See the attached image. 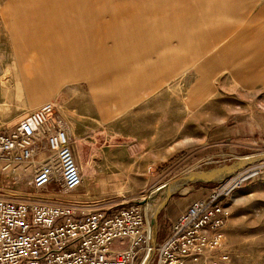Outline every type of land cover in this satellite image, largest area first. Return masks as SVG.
I'll return each instance as SVG.
<instances>
[{"label":"rangeland","instance_id":"rangeland-1","mask_svg":"<svg viewBox=\"0 0 264 264\" xmlns=\"http://www.w3.org/2000/svg\"><path fill=\"white\" fill-rule=\"evenodd\" d=\"M219 1L0 0V133L15 128L29 110L56 99L57 112L65 119L71 147L83 174V184L77 192L81 199L92 207L106 203L143 201L148 205L149 214L156 217L158 242L169 234L181 210L190 201L206 195L208 189L217 182L197 181L185 185L158 210L166 194V184L173 183L189 172L208 171L246 156L260 155L253 160L255 162L245 165V168H254L226 198L230 215L225 225L226 239L222 251L228 255V259L221 264H264V158H261L264 157V88L248 89L232 77L235 76L233 72L238 74L243 71L249 73L257 70L258 74H264V0H252L253 3L258 1V5L254 6V10L250 7L246 10L244 22L234 33L235 42L221 45V49L226 52L220 53L214 67L212 53H205L196 66L192 65L193 68L178 75L164 88L169 90L174 106L180 108L181 103L184 105L181 113L187 114L189 120L181 122L178 135L160 147L163 154L153 153L151 145L142 146L148 145L142 142L149 137L147 126L141 135V145L138 146L136 138L117 135L114 130L116 119L106 121L90 113V97L101 98L105 102L109 99L108 89L113 86L112 93L117 90L115 77L125 82L124 74L115 72L120 67L125 68L124 59L121 55L116 57V53H186L195 50L197 42L210 38L212 20L215 19L219 24L232 21L226 16L231 11L221 9ZM21 16L30 19L18 23ZM206 21L208 28L203 25ZM59 25L67 35V31L70 34L77 33V45L84 44V48L88 47L90 51L78 53L80 56L77 53H52V41ZM13 26L18 31L17 37H23L22 29L35 31L36 41L29 43H42L47 50L45 55L35 51L37 46L28 53L20 51V60L23 61L19 66L25 68L20 74L22 78L29 79L28 85L22 86L21 96L14 92L18 70L15 62L18 57L14 51L15 40L11 36ZM38 34L43 36L42 40ZM80 34L86 38H81ZM230 43L235 44V47H228ZM25 44L21 41L18 47H24ZM100 53L108 54L116 61L113 68L111 64L107 66V71H110L103 77L90 73L72 80L64 73L65 77L57 89L42 92L35 103L28 100L26 92H29V88L46 87L50 84L49 79L56 76L53 72L57 74V68L62 69L65 65L67 68L64 63L73 65L72 61L83 60L85 55L86 67L96 70L98 65L93 63L91 57ZM35 58L40 60L38 66L30 63ZM129 60L131 57L125 58V62ZM139 61L141 65L145 63L142 57ZM259 61L260 68L257 64ZM8 68H11V75L4 86L2 77ZM217 68L228 72L221 71L216 76L217 90L212 95L214 71ZM194 69L201 74L197 79ZM251 75L256 76L255 73ZM91 77L94 81H91ZM197 82L205 90H210V95L204 97L202 121H193L195 109L187 101L189 88ZM186 95L188 99H185ZM213 103L219 107L216 116L212 114V110L217 109V106L213 108ZM143 104L140 103L138 107ZM113 109L116 117L115 114L120 111L116 107ZM100 110L103 113L104 105L100 106ZM75 121L79 125L77 130H70ZM252 121L257 127L251 129ZM226 125L233 129L223 139L227 141L201 147L203 142L208 141L205 136L211 129ZM70 131L80 137L78 144L71 139ZM220 149L222 152H219ZM167 150L170 152L166 154ZM123 151L131 152L121 153ZM31 176L32 171L25 172L21 166L16 167V171L0 169V193L20 196L28 189ZM53 188L57 190V186ZM68 198L73 199L72 196Z\"/></svg>","mask_w":264,"mask_h":264},{"label":"built area","instance_id":"built-area-1","mask_svg":"<svg viewBox=\"0 0 264 264\" xmlns=\"http://www.w3.org/2000/svg\"><path fill=\"white\" fill-rule=\"evenodd\" d=\"M57 107L56 99L49 100L0 133V169L32 171L20 196L0 193V264H221L228 259L222 251L230 215L226 198L254 167L208 181L217 184L191 201L158 242L156 217L143 201L92 207L81 199L83 174Z\"/></svg>","mask_w":264,"mask_h":264},{"label":"crops","instance_id":"crops-1","mask_svg":"<svg viewBox=\"0 0 264 264\" xmlns=\"http://www.w3.org/2000/svg\"><path fill=\"white\" fill-rule=\"evenodd\" d=\"M219 2L220 4H222L221 9H228L229 11H231L230 15H226V16H229V19H231L232 21L230 23L228 21V22L219 24L215 21V19L212 20L213 24L211 23V25L213 26L211 28L212 31H211L210 38L203 39L202 42H197L196 49L193 51L186 52V53H167V52L166 53H120V54L116 53L115 54L116 57H120L121 55V57L124 59L125 68H123L124 66L122 68L120 67V69L115 70V72L116 73L120 72V74L122 75L124 74L123 80L125 82H122L119 79H117V77H115L114 83H116L117 90L115 93H112L111 88H113V86H111L108 89V95H107V98L109 99L105 102L101 98L100 100L97 98L92 99L90 97L89 100H91V104H92V107H90V113L93 115H97L98 117L103 118L106 121L116 119L114 130L116 131L117 135L122 136V137L136 138L138 146L141 145V135L143 131L145 130V126H147V128L150 130L149 137L145 141H142V142H145L148 145H142V146L151 145L153 147V150H152L153 153L161 152L160 147L166 144V141L167 140L169 141L173 136L174 137L175 135L177 136L178 135L177 132L181 131V128L179 127L181 126L180 123L183 121L185 123L189 120V118L187 117V114L181 113L182 112L181 110L183 108L182 106L184 105L181 103V106H179L180 108H177L176 105L174 106L173 105L174 103L170 97L169 90H165L164 88L167 85H169L171 81L176 79L178 75L182 74L189 68H193L192 65L196 66L199 59L203 57L205 53H212L211 54L213 57L212 65L214 67L215 62L217 61L216 59H219L220 57V53L226 52L223 49H221V45L225 42H235L234 33L236 32V28L240 27L241 24L244 22L246 10L249 7L251 10H254V6L258 5V1L253 3L252 0H220ZM17 4L20 5L19 3ZM21 6H24V5H21ZM21 8H24V7H21ZM236 10H237V13H236ZM26 14L29 15V13H26ZM23 19L24 21H29L30 18H23L21 16V18L18 19V23H20L19 21H23ZM203 25L208 28L209 27L208 21H206V23H204ZM21 31H22L23 37H17L18 31L16 30L15 26L11 28V36L15 40V43H14L15 53H20V51L22 50L28 53V51L34 50V47L36 46H37L36 47L37 49H35V51L39 53H45L47 51L45 50L46 48H44V44L42 43L41 44H38L37 42H35V44L29 43L32 41H36L37 35L35 31L32 32V31H29V29H26V30L22 29ZM56 31H57L56 32L57 34L54 35V39L52 41L53 43L52 50H54L52 51V53H80V52L81 53L83 52L84 54L88 53L89 49L88 47L87 49L84 48L85 47L84 44H83L84 46L82 44L77 45L76 40H74V38H76L75 34H70L67 31L68 36L67 38H65V35L67 34L65 33L64 28L62 29L60 25L58 26ZM40 34H38V36ZM69 36H72V38ZM40 37L42 40L43 36L40 35ZM82 37L83 36H81V38ZM69 38H70L69 42H66L68 41L67 39ZM21 41H23L24 43L26 42V44L24 45L25 48L23 46L21 48L18 47ZM65 43H67V45ZM233 46L235 47V44L233 43H230V45H228V47H233ZM79 47L82 48L81 51ZM26 53H25V56H27ZM84 57H83V60L81 59L76 62L72 61V63L74 64L67 66L66 68L68 69L67 72H66L65 67L64 69L62 68L63 69L62 72H60L61 69L59 68V72L57 70L58 78L60 77L61 73L62 75H64V73L69 74L68 73L69 71L71 73L69 74V76L71 78L73 77L72 80H74L75 78L80 79L82 75L86 77V75L88 74L90 75V73L94 74L95 76L98 75L100 77L101 76L103 77L105 74H107L110 71V70L107 71L108 70L107 66L111 64L113 68V65H114L113 63L116 62V61H113L112 56H109L108 54L104 55L100 53L98 55H95V57H91L92 59H94L93 63L96 62L99 68V69L97 68L96 70H92L86 67V64L84 63ZM126 57L128 58L131 57V60H129V62L128 61L125 62ZM140 57L145 59V63H143L142 65L140 64V61H139ZM89 62H91L90 59H89ZM257 64H259L258 68H260V61L257 62ZM127 66L128 68H126ZM127 69H130V70L128 71ZM246 69L247 68H244V70ZM194 71L196 73L195 78L197 79V77H199L201 74L198 73V71H196L195 69ZM221 71L228 72V70H224L222 68L221 69L217 68L214 71L215 74L213 77V87H212V93H211L212 95L216 94L215 91L217 90V88L215 85V80H216V76L219 73H221ZM247 72L248 71L239 72L240 74L233 72L235 76H232L231 74L230 75L235 80H237L239 83H241L242 86L248 89H251L254 87L264 88V81H263L264 74L263 73L258 74L257 70L249 72V73ZM254 73L256 74V76L251 75ZM126 75H129V76H126ZM57 76L55 78L53 76V78L50 81V84H48L46 87H40L38 89V87L36 86V89L34 90H31L29 88V92H26L28 100L35 103V101L40 98L39 96L40 94H42V92L45 93L46 91H49L53 88L57 89L59 84L63 81V78L65 77V76H62L60 77L61 79L60 78L57 79ZM90 79L91 81H94L93 77H91ZM161 89H164V90L159 91ZM189 89H190L189 90L190 100L188 99V95H186L185 99H188L187 101L189 105L195 109V112H193V121L194 120L202 121L203 120L204 97L210 95V93H208L210 90H205V87H203L198 82ZM103 97L106 98L105 95H103ZM110 98H114V99H110ZM140 103H144V104L138 107ZM103 105H104V111L102 113L100 110V106H103ZM212 106L213 108L217 106V109L215 108L212 110L213 116L214 115L216 116V114L219 111L218 109L219 107L218 105H214V103ZM113 107H116L120 111V113L115 114L116 117L113 115L114 114ZM183 111L186 112V110H183ZM147 118H150V121H147ZM76 123L77 121L74 122L70 130H72V128L77 130L79 125ZM253 126L255 127L256 125L252 121L251 129L254 128ZM176 128H178V130ZM173 131H175L176 133H173ZM232 131L233 129H231L229 125H226L224 127L219 126V127H215L211 129V131H209L207 135L205 136V138H207L208 141H205V143L203 142L201 147L203 148V147L213 146L216 143L227 141L223 139L226 136H229L227 134H230ZM70 134H71L70 135L71 139H73L78 144V142L80 141V137H78L76 133L74 134L72 131H70ZM234 150H235V147H234ZM85 152L87 151L85 150ZM130 152L123 151L121 153H130ZM169 152L170 150L165 151L166 154ZM219 152H222V149H220ZM161 153L163 154V152ZM179 215L180 214H178L177 218L179 217Z\"/></svg>","mask_w":264,"mask_h":264},{"label":"bare ground","instance_id":"bare-ground-1","mask_svg":"<svg viewBox=\"0 0 264 264\" xmlns=\"http://www.w3.org/2000/svg\"><path fill=\"white\" fill-rule=\"evenodd\" d=\"M51 18V17H50ZM53 22V21H52ZM62 27V26H61ZM77 30V29H76ZM83 31V30H82ZM85 31V30H84ZM83 31V32H84ZM80 32V31H79ZM48 33V32H47ZM63 33V32H62ZM70 33V32H69ZM86 33V32H85ZM84 34V33H83ZM82 34V36L84 37L85 35H83ZM76 35H77V33H76ZM79 35V34H78ZM81 35V34H80ZM87 36H88V34H86ZM68 36V35H67ZM69 37H72V36H69ZM76 37V36H75ZM89 37V36H88ZM65 38H67V37H65ZM84 38H86V37H84ZM88 39V38H87ZM68 41L67 42H69V40H70V38L69 39H67ZM74 40H75V38H74ZM89 40V39H88ZM65 42V41H64ZM63 42V43H64ZM74 43V42H73ZM58 44V43H57ZM60 44V43H59ZM65 44H67V43H65ZM74 45H76V44H74ZM58 46V45H57ZM65 46V45H64ZM67 47V46H66ZM65 47V48H66ZM64 48V49H65ZM80 48V47H79ZM82 49V48H81ZM81 49H80V51H81ZM54 51V50H53ZM75 51V50H74ZM88 51H90V50H88ZM64 52H65V50H64ZM81 53V52H80ZM83 53V52H82ZM39 54H41V53H39ZM46 53H44V55H45ZM65 54V53H64ZM78 54V53H77ZM55 54H53V56H54ZM79 56H80V54H78ZM84 55V54H83ZM50 56V55H49ZM17 57H18V61L17 62H15V64H16V66H15V68H16V83H15V93L16 94H18L19 96H21L22 94H23V89H24V87H22L23 86V84H26V85H28V80L29 79H27V77H23L22 78V74H20V72H21V70H25V68L24 67H20L19 65H20V62H22L21 60H20V58H22V54L21 53H17ZM84 57V56H83ZM81 58V57H80ZM57 59V58H56ZM26 60H27V58H26ZM55 60V59H54ZM70 60V62H71V59H69ZM68 60V61H69ZM40 63V60H37L36 58H35V60L34 61H32V62H30L31 64H33V65H36V66H38L37 65V63ZM67 62V61H66ZM14 63V62H13ZM49 63V62H48ZM63 63V62H62ZM115 63V62H114ZM113 63V64H114ZM64 64H67V66H68V63H64ZM57 65H58V63H57ZM70 65V64H69ZM32 66V65H31ZM18 67V68H17ZM48 67H49V65H48ZM55 67H57V66H55ZM59 67V66H58ZM61 67H63V66H61ZM51 68V66L49 67V69ZM69 68V67H68ZM58 69V72H59V68H57ZM63 69H64V67H63ZM65 69H66V65H65ZM52 70H54L53 68H52ZM67 70L68 69H66V72H67ZM65 71V70H64ZM50 72L52 73V71L50 70ZM60 72H62V69H61V71ZM69 74H71L70 73V71L68 72ZM53 74L55 75L56 73L55 72H53ZM69 74H67V75H69ZM11 75V68H8L7 69V71L4 73V75H3V77H2V83H3V85L4 86H6V80L9 78V76ZM58 74H56V76H57ZM59 75H60V73H59ZM61 75H62V73H61ZM53 76V75H52ZM56 76H54V78L56 77ZM65 76V75H64ZM83 77H84V75H82ZM81 76V77H82ZM67 77V76H66ZM15 78V77H14ZM69 78V77H68ZM73 78V77H72ZM57 79H59L58 78V76H57ZM61 79V78H60ZM77 78H75L74 80H76ZM38 80H40V78L38 79ZM50 81H51V78L49 79ZM66 80V79H65ZM49 81V82H50ZM54 81H56V80H54ZM59 81V80H58ZM62 81V80H61ZM68 81H69V79H68ZM36 81L34 80V83H35ZM55 83V82H54ZM29 88V87H28ZM11 90V92H13L12 91V89H10ZM258 156H260V155H258ZM258 156H246V157H243L242 159L244 160V161H251V162H255V161H253L254 159H257L258 158ZM244 168H245V165L243 164V165H241V167H239V169L237 170V171H235L236 173L237 172H239V171H243L244 170ZM234 172V173H235ZM192 172H189V173H187V174H185L184 176H182L181 178H179L178 180H176V181H174L173 183H171V184H166L165 186H167L166 187V194H165V197H164V199H163V201H162V203L159 205V207H157L158 208V210L165 204V202L168 200V198L170 197V195L172 194V193H174V192H176V191H178V190H180L181 188H183L185 185H186V183L188 182V181H190V179H193V182H197V181H204V182H208L209 181V179H210V177H211V173L210 172H201V171H196V174H191ZM193 176V177H192Z\"/></svg>","mask_w":264,"mask_h":264},{"label":"water","instance_id":"water-1","mask_svg":"<svg viewBox=\"0 0 264 264\" xmlns=\"http://www.w3.org/2000/svg\"><path fill=\"white\" fill-rule=\"evenodd\" d=\"M258 157H260V156H258ZM261 158H264V157H261ZM249 163H251V161H244L241 158L239 160L234 161L231 164L220 166V167H216V168H212V169H209L208 171H201V172H210L211 173L210 174L211 177H210L209 181H219V180L225 178L226 176H229V175L233 174L235 171H237L239 169V167H241V165H243V164L244 165H249ZM191 174H196V172H192ZM191 182H193V179H190V181H188L186 184H189ZM174 193H172L170 195L168 200L173 197ZM168 200L165 202V204L168 202Z\"/></svg>","mask_w":264,"mask_h":264}]
</instances>
